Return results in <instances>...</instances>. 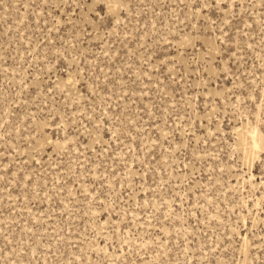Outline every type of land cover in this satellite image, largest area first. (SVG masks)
Here are the masks:
<instances>
[{"label": "rangeland", "instance_id": "1", "mask_svg": "<svg viewBox=\"0 0 264 264\" xmlns=\"http://www.w3.org/2000/svg\"><path fill=\"white\" fill-rule=\"evenodd\" d=\"M0 264H264V0H0Z\"/></svg>", "mask_w": 264, "mask_h": 264}, {"label": "bare ground", "instance_id": "2", "mask_svg": "<svg viewBox=\"0 0 264 264\" xmlns=\"http://www.w3.org/2000/svg\"><path fill=\"white\" fill-rule=\"evenodd\" d=\"M251 148L253 150H256L259 146V140L257 139V137L255 135H252L251 137Z\"/></svg>", "mask_w": 264, "mask_h": 264}]
</instances>
